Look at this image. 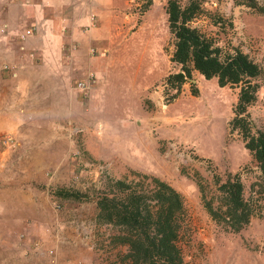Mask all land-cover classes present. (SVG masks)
<instances>
[{"label":"crops","instance_id":"obj_1","mask_svg":"<svg viewBox=\"0 0 264 264\" xmlns=\"http://www.w3.org/2000/svg\"><path fill=\"white\" fill-rule=\"evenodd\" d=\"M110 1L0 0V264H97L93 228L104 225L94 198L76 194L121 164L123 142L152 144L162 116L147 89L138 115L109 113ZM88 76L84 96L74 82Z\"/></svg>","mask_w":264,"mask_h":264},{"label":"rangeland","instance_id":"obj_2","mask_svg":"<svg viewBox=\"0 0 264 264\" xmlns=\"http://www.w3.org/2000/svg\"><path fill=\"white\" fill-rule=\"evenodd\" d=\"M110 3L109 27L114 43L102 51L118 59L106 68L109 113L138 115V92L143 94L147 89L156 96L157 105L153 99L144 103L152 102L162 120L153 128L151 145L133 137L123 142L119 147L121 164L117 162L112 171L99 174L86 195H76H91L96 200V194L109 179L126 176L127 180L136 181L135 173L157 177L173 187L183 200L184 229L180 241L184 264H264V176L238 133L228 127L236 89L220 86L215 77L204 78L195 70L178 86L173 81L163 84L164 77L179 68L169 62L173 40L167 30L166 0ZM254 4L202 0L203 13L191 25L213 37L223 50L236 48L261 68L257 99L247 109L252 130H258L264 128V0H254ZM87 15L89 20L90 14ZM102 40L105 43V38ZM90 52L95 54V48L91 47ZM154 147V153H149ZM234 173L250 206L251 218L237 232H228L217 226L202 207L198 184L208 197L215 178L223 181ZM55 204L53 209L61 210L62 204L58 203V208ZM103 229L93 228L91 248L97 264L102 255L95 246L106 235H102ZM48 256L52 258L53 254Z\"/></svg>","mask_w":264,"mask_h":264},{"label":"trees","instance_id":"obj_3","mask_svg":"<svg viewBox=\"0 0 264 264\" xmlns=\"http://www.w3.org/2000/svg\"><path fill=\"white\" fill-rule=\"evenodd\" d=\"M254 6V0H237ZM202 0H166L167 30L173 49L169 62L178 70L168 73L163 84H180L195 70L218 85L236 89V101L228 121L264 176V128L252 130L247 109L258 94L261 68L236 48L225 51L191 22L203 13ZM175 87V89L177 88ZM174 95H171L173 98ZM169 97H166V101ZM138 180L109 179L96 194L95 221L104 225V239L97 242L100 264H184L180 237L184 229L181 195L154 176L135 173ZM199 198L209 218L221 229L237 232L251 218L242 185L234 173L223 181L214 179L208 197L198 184ZM72 196V194H70ZM106 231V232H105Z\"/></svg>","mask_w":264,"mask_h":264},{"label":"built area","instance_id":"obj_4","mask_svg":"<svg viewBox=\"0 0 264 264\" xmlns=\"http://www.w3.org/2000/svg\"><path fill=\"white\" fill-rule=\"evenodd\" d=\"M93 24H94V18H93L92 15H90L89 20H88V25L86 26V29H89V27L93 26ZM29 32L30 31L28 29H26V30H24V32L19 33L18 37L19 38H24V36L29 34ZM91 85H92V79L89 76L87 78H85V79H81V80H78V81L74 82V88L77 91H79L84 96L87 94V92L90 89ZM54 206L56 208H58L59 204H55ZM20 237H22V235ZM51 253H52L51 251L47 252V254H51Z\"/></svg>","mask_w":264,"mask_h":264}]
</instances>
